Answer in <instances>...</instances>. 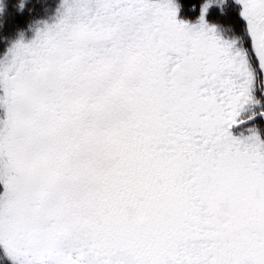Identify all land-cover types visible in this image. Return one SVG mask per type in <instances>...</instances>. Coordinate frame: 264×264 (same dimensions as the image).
I'll list each match as a JSON object with an SVG mask.
<instances>
[{"label": "snow or ice", "instance_id": "obj_1", "mask_svg": "<svg viewBox=\"0 0 264 264\" xmlns=\"http://www.w3.org/2000/svg\"><path fill=\"white\" fill-rule=\"evenodd\" d=\"M0 264H264V0H45L0 37Z\"/></svg>", "mask_w": 264, "mask_h": 264}, {"label": "trees", "instance_id": "obj_2", "mask_svg": "<svg viewBox=\"0 0 264 264\" xmlns=\"http://www.w3.org/2000/svg\"><path fill=\"white\" fill-rule=\"evenodd\" d=\"M30 7L31 10H25L23 15L16 13L14 10H9L0 16V37H12L16 29L24 27L26 21L31 16L42 15L45 7V0H34V3ZM224 22L226 23V21Z\"/></svg>", "mask_w": 264, "mask_h": 264}, {"label": "rangeland", "instance_id": "obj_3", "mask_svg": "<svg viewBox=\"0 0 264 264\" xmlns=\"http://www.w3.org/2000/svg\"><path fill=\"white\" fill-rule=\"evenodd\" d=\"M28 35H30V33Z\"/></svg>", "mask_w": 264, "mask_h": 264}]
</instances>
